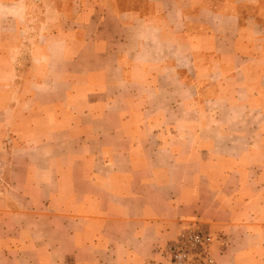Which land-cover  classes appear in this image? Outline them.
Returning a JSON list of instances; mask_svg holds the SVG:
<instances>
[{"label": "crops", "instance_id": "crops-1", "mask_svg": "<svg viewBox=\"0 0 264 264\" xmlns=\"http://www.w3.org/2000/svg\"><path fill=\"white\" fill-rule=\"evenodd\" d=\"M0 264H264V0H0Z\"/></svg>", "mask_w": 264, "mask_h": 264}, {"label": "built area", "instance_id": "built-area-1", "mask_svg": "<svg viewBox=\"0 0 264 264\" xmlns=\"http://www.w3.org/2000/svg\"><path fill=\"white\" fill-rule=\"evenodd\" d=\"M5 162L0 157V172ZM213 233L204 226H191L180 231L169 243V264H214L210 247Z\"/></svg>", "mask_w": 264, "mask_h": 264}]
</instances>
